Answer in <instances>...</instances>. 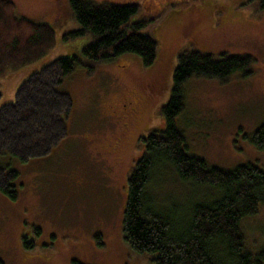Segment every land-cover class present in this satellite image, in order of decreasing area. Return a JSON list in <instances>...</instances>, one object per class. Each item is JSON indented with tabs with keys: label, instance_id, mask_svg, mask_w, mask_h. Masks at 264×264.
I'll use <instances>...</instances> for the list:
<instances>
[{
	"label": "rangeland",
	"instance_id": "1",
	"mask_svg": "<svg viewBox=\"0 0 264 264\" xmlns=\"http://www.w3.org/2000/svg\"><path fill=\"white\" fill-rule=\"evenodd\" d=\"M13 1L20 14L48 20L54 26L56 43L42 59L0 78V109L15 101L21 83L33 72L59 56L82 55L84 45L94 39L92 34L65 38V34L80 27L69 0ZM96 1L137 2V19H146L145 30L158 40L157 58L144 65L138 54L128 53L98 65L79 63L65 78L61 88L73 101L67 135L48 155L12 160V167L19 171L14 182L16 200L0 189V252L6 264H74V259L86 264H154L134 254L123 238L127 177L143 153L141 136L153 128L165 127L162 107L172 93L179 57L188 51L254 58L253 71L247 76L239 72L224 81L193 77L185 82V107L177 123L186 135L189 153L224 170L248 163L264 169V150L251 141L264 122L262 1ZM197 22H204L203 27L208 29L195 37L179 38L180 29L187 30ZM34 96L36 93L30 94L36 104H42ZM125 96L135 101L137 109L127 128L122 116H111ZM26 117L20 112L16 121L30 123L33 119ZM6 119L1 135L15 132L16 126L23 124L11 117ZM46 129L56 133L51 143L65 133L61 128L59 133L55 122ZM16 135L18 138L12 142L19 141L23 144L20 151L31 156L51 147L50 143H40L33 148L24 143L25 133L17 131ZM33 140L38 142L36 137ZM6 179L0 168V182ZM157 180L162 187L154 190L156 197L180 209L188 207L190 200L205 202L207 194H213L205 187L183 182L171 171L165 176L159 171ZM242 232L246 248L257 251L264 247V203L256 214L244 219ZM25 240L34 246L26 247Z\"/></svg>",
	"mask_w": 264,
	"mask_h": 264
},
{
	"label": "trees",
	"instance_id": "2",
	"mask_svg": "<svg viewBox=\"0 0 264 264\" xmlns=\"http://www.w3.org/2000/svg\"><path fill=\"white\" fill-rule=\"evenodd\" d=\"M261 1L264 6V0ZM69 2L80 27L65 34V38L92 34L94 39L84 45L82 55L59 56L41 70L33 72L21 83L15 101L7 102L0 109L1 131L6 117V120L11 117L18 124L21 122L16 121L20 112L29 118L33 116L30 123L21 122L23 124L16 126L15 132L0 133V168L7 178L5 182H0V189L12 200L18 198L14 182L19 171L3 157L10 154L12 158L28 161L45 156L64 139L73 101L61 86L79 63L98 65L134 53L141 57L144 65H150L158 55L157 38L145 30L147 20L137 19L140 12L137 2ZM55 43V29L51 23L20 14L13 0H0V78L22 71L42 59ZM253 63L251 55L226 52L213 54L192 50L180 55L173 71L172 93L162 107L165 127L153 128L142 136L140 146L143 153L127 177L123 238L131 251L149 262L264 264V247L257 251L246 248L242 232L244 219L256 214L264 203V169L251 163L241 164L233 170L210 165L204 158L189 153L186 135L177 123L185 107L186 81L193 77L224 81L239 72L247 76L253 71ZM32 93H36L34 97L40 98L42 104L35 103L30 97ZM52 122L58 125L59 133L61 129L65 133L56 139L57 142L54 139L51 143L56 135L50 129ZM17 131L26 134L27 142L24 143L33 145V148L40 143L39 146L50 143L51 147L36 156L20 151L23 144L21 146L18 140L12 142L18 138ZM32 137H36L38 142L35 143ZM6 139L11 141L8 143ZM251 141L264 150V122L253 133ZM159 171L164 176L171 171L183 182L205 187L213 194H207L205 202L190 200L189 206L184 209L171 206L154 193L155 189L162 187L157 183ZM24 245L34 246L27 240ZM0 264H6L1 252ZM74 264L86 263L74 259Z\"/></svg>",
	"mask_w": 264,
	"mask_h": 264
},
{
	"label": "flooded vegetation",
	"instance_id": "3",
	"mask_svg": "<svg viewBox=\"0 0 264 264\" xmlns=\"http://www.w3.org/2000/svg\"><path fill=\"white\" fill-rule=\"evenodd\" d=\"M57 16V13H55V17ZM200 22V21H199ZM199 22L196 23H192L187 30H181L180 29V39L182 37H186L187 36H191V37H195L198 34L204 32L205 30H207V27H203V24ZM185 24V22H183L182 26ZM119 104L117 107H119V111L117 112V107L116 109H112V113L111 116L114 117H118V116H122V120H123V125L125 126V128L128 127V124L131 123V120L136 116L137 114V109H136V104L135 101L133 99H131L129 96H125L122 97L121 100L118 101ZM121 113V114H119Z\"/></svg>",
	"mask_w": 264,
	"mask_h": 264
}]
</instances>
